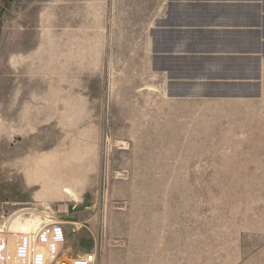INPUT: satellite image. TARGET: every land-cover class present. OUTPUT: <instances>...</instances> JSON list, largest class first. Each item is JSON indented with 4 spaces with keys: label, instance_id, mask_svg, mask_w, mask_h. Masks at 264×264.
I'll list each match as a JSON object with an SVG mask.
<instances>
[{
    "label": "rangeland",
    "instance_id": "374dc122",
    "mask_svg": "<svg viewBox=\"0 0 264 264\" xmlns=\"http://www.w3.org/2000/svg\"><path fill=\"white\" fill-rule=\"evenodd\" d=\"M163 1L0 0V229L59 218L96 264H264V141L171 140L130 106ZM75 37L76 68L47 44Z\"/></svg>",
    "mask_w": 264,
    "mask_h": 264
},
{
    "label": "crops",
    "instance_id": "0c3cea01",
    "mask_svg": "<svg viewBox=\"0 0 264 264\" xmlns=\"http://www.w3.org/2000/svg\"><path fill=\"white\" fill-rule=\"evenodd\" d=\"M137 25L136 86L127 95L148 124L184 127L185 137L169 138L177 141L233 140L221 136L235 127L253 134L237 140L264 141V0H165ZM47 44L80 66L79 38Z\"/></svg>",
    "mask_w": 264,
    "mask_h": 264
},
{
    "label": "built area",
    "instance_id": "2783aa9c",
    "mask_svg": "<svg viewBox=\"0 0 264 264\" xmlns=\"http://www.w3.org/2000/svg\"><path fill=\"white\" fill-rule=\"evenodd\" d=\"M68 212V206L60 204L54 215ZM64 223L47 216L37 231L0 229V264H96L97 250L75 254L66 249Z\"/></svg>",
    "mask_w": 264,
    "mask_h": 264
},
{
    "label": "bare ground",
    "instance_id": "6f19581e",
    "mask_svg": "<svg viewBox=\"0 0 264 264\" xmlns=\"http://www.w3.org/2000/svg\"><path fill=\"white\" fill-rule=\"evenodd\" d=\"M57 176V175H56ZM53 179V178H52ZM50 181V180H49ZM44 182V181H43ZM51 182V181H50ZM53 183V182H52ZM50 183V184H52ZM47 185V183H46ZM42 223H39L38 219H34L32 217L27 218L26 220L20 221L18 219V221L16 222V224L14 225L15 230H13V232H31V231H37L39 229H42Z\"/></svg>",
    "mask_w": 264,
    "mask_h": 264
}]
</instances>
